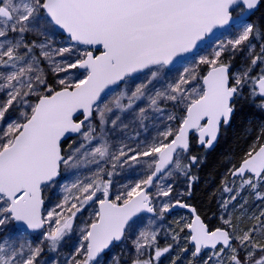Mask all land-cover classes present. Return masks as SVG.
Instances as JSON below:
<instances>
[{
	"label": "snow or ice",
	"instance_id": "1",
	"mask_svg": "<svg viewBox=\"0 0 264 264\" xmlns=\"http://www.w3.org/2000/svg\"><path fill=\"white\" fill-rule=\"evenodd\" d=\"M262 4L0 0V264H161L185 229L193 246L188 264L205 249L202 264H264V207L248 214L249 201L238 202L246 189L264 202V124L221 181L223 227L210 230L195 206L172 199L179 177L186 188L178 196H192L198 179L192 169L206 159L190 155L193 140L211 150L245 105L264 112V22L253 19ZM217 29L228 36L182 70L173 68ZM57 31L66 34V46L52 45ZM29 33L44 39L28 41ZM237 57L243 63L233 72ZM121 85L130 95L117 94ZM130 111L145 131L151 120L156 135L113 150L110 134L127 129L121 114ZM70 134L79 141L65 154L61 141ZM61 165L94 170L61 186L63 199L45 214L42 192L57 184ZM118 175L128 182L113 199ZM175 207L188 209L191 220L176 221L179 231L168 232L173 243L161 247L153 225ZM230 207L251 226L238 229ZM29 233H38V242ZM45 251L56 255L45 258Z\"/></svg>",
	"mask_w": 264,
	"mask_h": 264
},
{
	"label": "trees",
	"instance_id": "2",
	"mask_svg": "<svg viewBox=\"0 0 264 264\" xmlns=\"http://www.w3.org/2000/svg\"><path fill=\"white\" fill-rule=\"evenodd\" d=\"M253 19H258L261 22H264V4H262L256 11ZM58 35L65 40L63 35L60 33H58ZM236 63L237 60H233L231 70H233ZM200 70L201 74L206 72L205 67H201ZM258 71L259 68L254 69L252 74L255 75ZM49 79L52 80L53 77L49 75ZM249 121H251V123H249ZM262 124H264V112L258 111L255 107L245 105L243 111L237 114L232 125L224 134L221 135L218 143L213 149L206 151L199 147L195 140L192 142L190 155L206 157V159L198 167H193L192 169V174L198 177L193 185L192 196L180 198L186 203L196 207L197 213L202 217L210 229L223 227L220 219L221 209L218 207V204L221 201V197L226 194L222 193L221 181L227 175L228 170L234 164H238L244 153L248 151L249 147L255 141L256 136L259 134V128ZM77 139H79L78 136H75L64 141L62 143V151L66 153L70 145L68 142L70 140L74 142ZM229 179L231 178L229 177ZM177 212L186 213L184 211L170 212L165 215L163 220H161V225L160 223H156L154 227L156 228L157 225H159L160 228L163 226L169 227L166 239L165 237H162L163 234H161V232L159 233L158 243L161 247H164L168 243H173L171 236L168 235L169 230L179 231L176 221L172 218ZM247 225L248 223L244 222L242 223L241 228L246 229ZM29 235L36 236V233H29ZM187 235V229L180 233L181 239L179 240V243H173L171 252L162 258L161 264H171V259L177 256L180 257L178 264H188L189 260H187V257H191L193 247L189 245L186 239H184ZM185 247H187L188 251L181 253L180 249ZM118 251L119 250H117V252ZM206 252L207 251H203L201 256H203ZM200 258L201 257L196 258L194 262H199L201 260Z\"/></svg>",
	"mask_w": 264,
	"mask_h": 264
},
{
	"label": "rangeland",
	"instance_id": "3",
	"mask_svg": "<svg viewBox=\"0 0 264 264\" xmlns=\"http://www.w3.org/2000/svg\"><path fill=\"white\" fill-rule=\"evenodd\" d=\"M227 36H228V31L225 29L219 35H217L213 39H211L207 44H205L204 46L199 48L196 53H194L193 55H191L190 57H188L187 59H185L181 63L177 64L174 67V69L182 70L183 66H187L188 64H190L192 62V60L195 58H198L199 55H205V54H207V52H210L211 48L209 46L213 45V43L218 38L223 39ZM26 38L28 41H31L33 39L40 41V40L44 39L43 37L36 36L32 33H29ZM66 41H67L66 39L63 40L61 37H59L58 32H57L55 34V38L52 40V45L54 47L66 46V44H65ZM235 60H237V63L235 64V66L232 70L233 72L237 71L240 68L241 64L243 63V61L240 57H237ZM201 67L206 68V66H203V65L200 66V68ZM61 75H63V74H61ZM175 75H176V72L173 71L172 76L174 77ZM133 79H136V78L134 77ZM119 91H124L127 95H130V91L124 85H121L120 89L117 90V94ZM110 99H111V97H109V100ZM127 102H128L127 99L122 100V103L126 104ZM144 104H145L144 101H138L137 102V105L139 107H143ZM134 108L136 111H138V107L136 105H134ZM114 111H118V110L114 109ZM121 115H122V118L124 119V123L127 124L128 127H127V129H124L123 131L117 129V131L115 133L110 134L109 139H110V143L112 145H114L113 150H118L121 143H128L132 147H135L136 143H137V137H138L139 141H143L146 136L150 140L153 136L156 135V131L153 128V122L151 120L146 121V123L148 125V130L145 131V129L141 128L139 122L134 120V118H133L134 112L130 111L127 113H123ZM109 116L111 117V113H109ZM109 127H111L110 124H109ZM78 141H79V139H77L74 142H78ZM74 142H72V140H70L68 142V144L72 145V144H74ZM67 152H68V150H67ZM67 152L65 154H67ZM106 167L109 168V170H110V163L108 165H106ZM89 168H92L94 170V166H92V165H82L78 170L67 171V170H65L64 166L61 165V175H60L61 177L57 180V184L50 186V187H47L43 190V192H44L43 195H45V205H44L43 210L45 211V214H46L47 210L51 209L56 203H59L63 199L64 194L61 192V186L67 185V184H70L71 182H73L76 179L77 175H79L80 178H82V179L84 177L90 175L91 173L88 170ZM105 179H106V177H105ZM127 182L128 181H126L124 179L123 175L115 176L113 178V186L110 190L111 198L114 199L115 193H117L120 190L121 185L123 183H127ZM185 188H186V181L183 179V177L176 178L175 179V187L173 190V193H175V195L173 194L172 199H175V197L180 198L178 196V194L181 192V190H183ZM153 191H154V189H153ZM261 191L264 192V188H261ZM98 195H100L102 198V193H98ZM164 199H168V198H164ZM243 199H247L249 201L248 205L246 206V208L248 210V214L257 213L260 208L264 207V202L256 200L255 197L247 189L242 192L241 199L238 202H242ZM92 207H97V205H92ZM227 211L231 214V217L233 219V224L237 225L238 229H244V228H241V225L244 222L248 223L247 227H250L251 224L253 223V221L248 220L247 215L243 214L238 209H233L230 207ZM90 212H91V208L88 211L83 212L82 214H78V216L75 220V223L77 225H79L83 220L88 218ZM221 214H222V210H221ZM172 218L175 221H179L181 219L185 220L186 222L190 221L189 215L187 213H183V212L182 213L177 212L176 214L173 215ZM160 222H161V220H158L156 223H160ZM156 223L153 225V227H155ZM157 228L159 229V227H157ZM168 228H169L168 226H165V227L163 226L159 229V233L161 232V234H163L162 237H165V239L167 238L166 234H167ZM162 230H163V233H162ZM39 238L40 237H39L38 233H36V236L27 235V239L33 243L38 242ZM128 245H129V247H131V241H128ZM235 246L236 245L233 244V247H235ZM208 252L209 251H207L203 256H201V258H200L201 260L199 262H194V264H202V259L204 257H206ZM66 253H67V249L61 248L58 258L63 260ZM54 255H56V254L49 253L47 251H45V253H44L45 258H48L50 256H54ZM189 259H191L190 256L187 257V260H189Z\"/></svg>",
	"mask_w": 264,
	"mask_h": 264
},
{
	"label": "water",
	"instance_id": "4",
	"mask_svg": "<svg viewBox=\"0 0 264 264\" xmlns=\"http://www.w3.org/2000/svg\"><path fill=\"white\" fill-rule=\"evenodd\" d=\"M223 30H225V29H217V30H215L214 31V33H212V34H210L209 36H208V38L205 40V41H203L202 43H200L199 44V46L192 52V53H189V54H186L184 57H182V58H180L174 65H173V67L175 66V65H177L178 63H180V62H182V61H184L185 59H187L188 57H190L192 54H194L200 47H202L203 45H205L209 40H211L212 38H214L215 36H217V35H219ZM60 32V31H59ZM64 37H66V34H64V33H62V32H60ZM96 54H99L98 52H96ZM76 135L75 134H70V135H66V137L65 138H63L62 139V141H61V148H62V143L64 142V141H66L67 139H69V138H72V137H75ZM61 170V169H60ZM60 177V175L56 178V179H58ZM42 197H43V193H42ZM103 198V197H102ZM43 207V209H44V205L42 206ZM97 207H98V205H97ZM175 210H184V211H186V212H188V214L190 215V220H191V213L188 211V209H184V208H180V207H175V208H173L171 211H175ZM170 211V212H171ZM201 217V216H200ZM201 219H202V217H201ZM203 220V219H202ZM204 221V220H203ZM216 228V227H215ZM215 228H212V229H210V230H213V229H215ZM188 231V230H187ZM190 244V243H189ZM191 245V244H190ZM192 246V245H191ZM193 247V246H192ZM205 250H208V249H205Z\"/></svg>",
	"mask_w": 264,
	"mask_h": 264
}]
</instances>
